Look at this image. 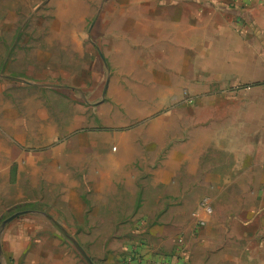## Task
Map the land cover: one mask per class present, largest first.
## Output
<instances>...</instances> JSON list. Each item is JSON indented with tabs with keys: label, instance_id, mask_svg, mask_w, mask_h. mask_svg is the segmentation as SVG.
<instances>
[{
	"label": "rangeland",
	"instance_id": "obj_1",
	"mask_svg": "<svg viewBox=\"0 0 264 264\" xmlns=\"http://www.w3.org/2000/svg\"><path fill=\"white\" fill-rule=\"evenodd\" d=\"M113 1L0 0L1 264H89L72 240L91 264H136L144 247L175 259L202 228L205 194L180 199L179 177H154L180 136V97L160 102L158 82L133 73L149 57L108 30Z\"/></svg>",
	"mask_w": 264,
	"mask_h": 264
},
{
	"label": "crops",
	"instance_id": "obj_2",
	"mask_svg": "<svg viewBox=\"0 0 264 264\" xmlns=\"http://www.w3.org/2000/svg\"><path fill=\"white\" fill-rule=\"evenodd\" d=\"M113 3L100 12L108 30L131 34L139 57H149L133 73L158 82L152 96L160 102L180 97V136L171 137L155 180L171 185L179 177L180 199L205 194L196 210L203 199L213 210L199 212L205 226L177 259L144 247L141 264H264V0ZM177 225L164 220L159 233L174 237Z\"/></svg>",
	"mask_w": 264,
	"mask_h": 264
},
{
	"label": "built area",
	"instance_id": "obj_3",
	"mask_svg": "<svg viewBox=\"0 0 264 264\" xmlns=\"http://www.w3.org/2000/svg\"><path fill=\"white\" fill-rule=\"evenodd\" d=\"M263 88H264V83H263ZM199 212H202L205 216H210L212 214V210L209 206L207 199H203L200 202L199 210L193 214V216L197 219V225L199 227H203L205 226V220L202 219V217H199ZM136 264H141L139 257H137ZM157 264H172V263L169 261H162V262H158Z\"/></svg>",
	"mask_w": 264,
	"mask_h": 264
},
{
	"label": "water",
	"instance_id": "obj_4",
	"mask_svg": "<svg viewBox=\"0 0 264 264\" xmlns=\"http://www.w3.org/2000/svg\"><path fill=\"white\" fill-rule=\"evenodd\" d=\"M25 212H18L12 216H10L9 218H7L6 220L3 221L1 227L3 228L7 223H9L10 221H12L13 219L17 218L18 216L24 214ZM73 245L75 246V248L86 258V260L88 261L89 264H91V260L85 255L84 251L81 249V247L77 244L76 241L72 240ZM0 255H1V244H0ZM1 264V263H0Z\"/></svg>",
	"mask_w": 264,
	"mask_h": 264
},
{
	"label": "trees",
	"instance_id": "obj_5",
	"mask_svg": "<svg viewBox=\"0 0 264 264\" xmlns=\"http://www.w3.org/2000/svg\"><path fill=\"white\" fill-rule=\"evenodd\" d=\"M60 229L62 230L63 233H65L64 230H63L62 228H60Z\"/></svg>",
	"mask_w": 264,
	"mask_h": 264
}]
</instances>
